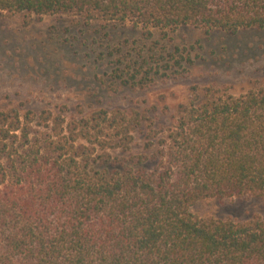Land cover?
I'll list each match as a JSON object with an SVG mask.
<instances>
[{"label": "trees", "instance_id": "obj_1", "mask_svg": "<svg viewBox=\"0 0 264 264\" xmlns=\"http://www.w3.org/2000/svg\"><path fill=\"white\" fill-rule=\"evenodd\" d=\"M17 14L130 23L146 39L182 26L264 29V0H0V18ZM152 49L120 56L112 77L146 88L182 67ZM160 114L0 108V264H264V216L191 210L264 197V79L240 93L191 86L167 121Z\"/></svg>", "mask_w": 264, "mask_h": 264}, {"label": "rangeland", "instance_id": "obj_2", "mask_svg": "<svg viewBox=\"0 0 264 264\" xmlns=\"http://www.w3.org/2000/svg\"><path fill=\"white\" fill-rule=\"evenodd\" d=\"M153 32L146 39L143 29L130 23L103 28L70 15L34 16L29 24L23 14L0 18V108L66 104L73 112L90 113L157 106L167 121L191 86L240 93L264 79V29L230 34L182 26L166 38ZM141 47L174 54L182 67L158 74L146 88L125 87L112 77L117 59ZM191 210L202 217L247 220L264 216V197L203 199Z\"/></svg>", "mask_w": 264, "mask_h": 264}]
</instances>
